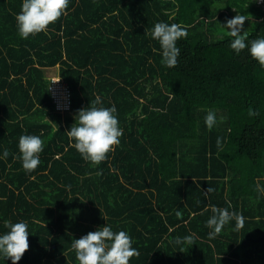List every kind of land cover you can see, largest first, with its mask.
<instances>
[{
  "label": "trees",
  "instance_id": "1",
  "mask_svg": "<svg viewBox=\"0 0 264 264\" xmlns=\"http://www.w3.org/2000/svg\"><path fill=\"white\" fill-rule=\"evenodd\" d=\"M22 2L0 0V234L7 221L28 222L17 264H79L72 240L107 222L130 234L139 253L130 264H264V66L247 48L236 54L222 25L241 14L249 40L264 36V3L70 0L24 39ZM161 21L187 30L174 67L150 36ZM55 66L71 94L67 111L50 91ZM96 96L116 105L123 136L93 164L65 131ZM23 134L44 141L32 172L19 159ZM213 206L242 215L243 227L233 219L210 237Z\"/></svg>",
  "mask_w": 264,
  "mask_h": 264
},
{
  "label": "clouds",
  "instance_id": "2",
  "mask_svg": "<svg viewBox=\"0 0 264 264\" xmlns=\"http://www.w3.org/2000/svg\"><path fill=\"white\" fill-rule=\"evenodd\" d=\"M69 3L70 0H23L21 11L16 14L19 35L27 39L30 35L46 31L50 24L66 14ZM246 19H248L246 16L238 14L228 18L226 23L222 24L233 38L230 41V47L236 54L247 48L250 56L264 66V36L249 40L247 33L243 31ZM150 36L160 44L162 63L168 67H174L181 51L177 41L187 36L186 28L178 23L169 24L161 21L154 25ZM57 76L60 77L59 74ZM51 78L49 76L50 81ZM74 120L70 130L65 131L71 146L85 161L93 164L104 161L123 136L116 105L104 106L100 96H96L95 101H91L90 105L79 109ZM216 120L215 111H208L205 124L209 129L215 125ZM18 148L19 159L24 170L26 172L35 170L40 164L39 154L44 148L41 136L21 135ZM8 154L5 150L3 157H7ZM212 212L213 215L206 222L211 229L210 237L220 234L223 227L233 219L237 221V229L243 227L244 217L234 211L230 212L227 207L213 206ZM180 215L177 212V216ZM5 227L8 231L0 234V256L10 258L12 264H17L29 249V225L25 220L7 221ZM192 239V236L184 238L188 242ZM177 243L181 241L178 240ZM71 248L75 251L79 264H130V258L139 255L137 249L133 247L130 234L125 230L115 231L108 222L95 231H89L80 238H74Z\"/></svg>",
  "mask_w": 264,
  "mask_h": 264
},
{
  "label": "built area",
  "instance_id": "3",
  "mask_svg": "<svg viewBox=\"0 0 264 264\" xmlns=\"http://www.w3.org/2000/svg\"><path fill=\"white\" fill-rule=\"evenodd\" d=\"M50 91L59 110H70L72 105L71 94L68 89L67 83L63 80V78L59 76L52 77L50 83Z\"/></svg>",
  "mask_w": 264,
  "mask_h": 264
},
{
  "label": "crops",
  "instance_id": "4",
  "mask_svg": "<svg viewBox=\"0 0 264 264\" xmlns=\"http://www.w3.org/2000/svg\"><path fill=\"white\" fill-rule=\"evenodd\" d=\"M58 71H59V67H58V66L51 67V68H48V69H47V74H48L50 77H51L52 75H53V76H56L57 74H59ZM49 76H48V77H49Z\"/></svg>",
  "mask_w": 264,
  "mask_h": 264
},
{
  "label": "rangeland",
  "instance_id": "5",
  "mask_svg": "<svg viewBox=\"0 0 264 264\" xmlns=\"http://www.w3.org/2000/svg\"><path fill=\"white\" fill-rule=\"evenodd\" d=\"M259 2H260V3H264V0H259ZM246 24H247V21L245 20V21H244V27H246ZM57 75H58V74H57ZM57 75H56V76H57ZM47 76H49V75L47 74ZM51 77H55V76L52 75Z\"/></svg>",
  "mask_w": 264,
  "mask_h": 264
}]
</instances>
